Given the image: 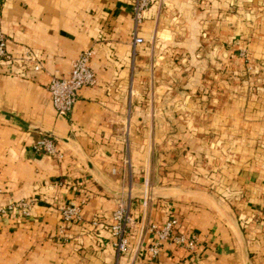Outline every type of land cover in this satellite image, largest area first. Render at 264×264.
<instances>
[{
    "label": "crops",
    "instance_id": "0c3cea01",
    "mask_svg": "<svg viewBox=\"0 0 264 264\" xmlns=\"http://www.w3.org/2000/svg\"><path fill=\"white\" fill-rule=\"evenodd\" d=\"M134 1L0 0L10 55L0 60V109L17 119L0 116V207L19 205L0 212V264H245L227 219L183 196L127 200L133 224L119 253L111 225L120 198L102 180L213 192L241 224L251 263L264 264V98L250 109L229 90L195 96L211 88L200 74L216 61L209 40L220 2L152 0L140 34L153 44L144 41L133 56ZM85 49L94 50L97 83L61 115L49 85L69 77ZM136 88L141 96L131 95ZM38 129L69 140L57 141L62 156L36 150ZM216 133L225 141L210 137ZM70 203L82 204V216L66 222L60 208ZM171 218L197 246L162 241L154 257L149 225Z\"/></svg>",
    "mask_w": 264,
    "mask_h": 264
},
{
    "label": "rangeland",
    "instance_id": "374dc122",
    "mask_svg": "<svg viewBox=\"0 0 264 264\" xmlns=\"http://www.w3.org/2000/svg\"><path fill=\"white\" fill-rule=\"evenodd\" d=\"M150 1L149 7L152 4V0ZM197 1L200 3L202 2V0ZM217 1L222 4L219 3L220 6L216 9V17L214 18L217 19V24L215 27L212 26L211 31L214 32V36L209 40L211 43L210 48L217 51L216 61L214 63L210 62L205 72L200 74L202 83L211 84V88L209 92H205V88L199 89L195 91V96H202L203 93H207L208 98H211L215 95H223L225 90H229L246 97V100H248L247 105L250 109H253L255 108V101L260 97L264 98V58H260V43H264L260 42V34L263 33L260 27L264 25V3H260V0ZM144 41L153 44V40L145 38ZM132 53L133 56L136 53H134L133 48ZM191 76L192 74L188 76V79H190ZM225 82L228 84L225 85ZM130 93L134 96L142 95V92L137 88L132 89ZM151 95H153V93H151ZM0 111L2 110L0 109ZM128 123V119L122 120V125H128ZM221 125L223 126V123H219V126ZM215 136L217 139L221 138L225 141V135L221 137L216 133L210 137L214 138ZM171 186L177 187V185ZM156 188L163 187L156 186ZM179 188L185 191V193L176 194L175 191L173 197L183 196L190 199L207 201L211 206L215 207L220 214L219 206H222L230 213L225 202L209 190L189 186ZM119 198L121 199L122 197ZM124 199L126 201L131 200V198ZM232 217L238 222L244 233L239 221L233 215ZM247 250L251 258L248 247Z\"/></svg>",
    "mask_w": 264,
    "mask_h": 264
},
{
    "label": "built area",
    "instance_id": "2783aa9c",
    "mask_svg": "<svg viewBox=\"0 0 264 264\" xmlns=\"http://www.w3.org/2000/svg\"><path fill=\"white\" fill-rule=\"evenodd\" d=\"M150 0H135L132 6L134 26L131 32V45L136 52L139 44L144 42V38L140 35L144 15L147 11ZM94 54L93 49H85L80 55L71 63V73L69 77H62L55 75L49 85V90L52 95L53 103L61 115L67 116L75 107L79 91L86 86H94L97 83L95 70L90 64L91 58ZM7 51L6 36L2 31L1 17H0V60L9 58ZM35 148L38 151H44L52 156H62L63 152L60 150L58 142L49 137L42 136L35 143ZM145 186H150L144 184ZM145 202L152 200L143 198ZM22 206L29 208L27 202L19 203ZM19 205L16 203L0 207V212L13 211ZM61 213L66 222H71L80 219L82 216V204L70 203L61 207ZM114 222L111 225V231L115 236L114 245L119 253H122L128 248V236L130 227L133 224V217L130 214L127 206V201L121 198L113 214ZM98 225V221H94ZM178 219L171 218L163 225L151 223L149 231L154 233L157 241L150 247L152 256H157L160 250L162 241H169L176 243L188 249H194L197 246V236L195 234H186L178 231Z\"/></svg>",
    "mask_w": 264,
    "mask_h": 264
},
{
    "label": "water",
    "instance_id": "95a60500",
    "mask_svg": "<svg viewBox=\"0 0 264 264\" xmlns=\"http://www.w3.org/2000/svg\"><path fill=\"white\" fill-rule=\"evenodd\" d=\"M0 116L17 120V119H15V117L13 115H10L9 113L3 112V111H0ZM38 130L42 133V135L49 136V137L55 139L56 141L60 140V141H63L65 143L69 142L68 139H65L64 137H60L53 132L41 130V129H38ZM85 162L93 171H95V168L93 167L90 160H85ZM102 183L109 191H111L112 193H114L118 197H122V198H133V197L148 198V199L171 198L175 195V193H174L175 191H176V194L177 193L178 194L179 193L180 194L185 193V191L180 189L178 186L177 187L170 186V187L156 188V187H152V186L141 185L137 189H132V188H121L120 189V188H113L106 181L102 180ZM218 208H219V211L221 212V214L229 222L233 232L235 233L237 239L239 240V242L241 244L245 264H252L251 259H250V255L248 254V250H247L246 239L244 237V233H243L240 225L230 215V213L227 212L222 206H219Z\"/></svg>",
    "mask_w": 264,
    "mask_h": 264
}]
</instances>
